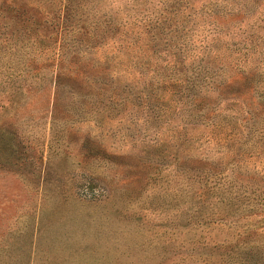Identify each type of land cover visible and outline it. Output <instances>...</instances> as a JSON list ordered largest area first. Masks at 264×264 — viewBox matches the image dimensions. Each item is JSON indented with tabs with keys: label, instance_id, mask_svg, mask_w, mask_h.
<instances>
[{
	"label": "rangeland",
	"instance_id": "374dc122",
	"mask_svg": "<svg viewBox=\"0 0 264 264\" xmlns=\"http://www.w3.org/2000/svg\"><path fill=\"white\" fill-rule=\"evenodd\" d=\"M63 1L0 0V264H264L230 247L264 217L221 202L232 170L264 178L259 93L208 124L189 102L210 49L252 53L264 91V0ZM71 54L89 67L52 64Z\"/></svg>",
	"mask_w": 264,
	"mask_h": 264
},
{
	"label": "trees",
	"instance_id": "16d2710c",
	"mask_svg": "<svg viewBox=\"0 0 264 264\" xmlns=\"http://www.w3.org/2000/svg\"><path fill=\"white\" fill-rule=\"evenodd\" d=\"M70 1L64 0L61 3L62 7L64 9L67 8ZM36 39H40L39 36ZM224 54V52L210 49L207 50L206 56L204 54L200 57L197 56L198 63L193 68V77H191L193 80L192 88L196 92H194L189 101L193 110V117L200 124L211 123L216 117L217 107L222 99H252L254 94L257 95L259 93V97L257 96L261 100L259 101V111H255V113L251 110L248 111L250 119L252 118L251 116H258L264 119V91L261 92L259 89V84L263 81V75L255 66L240 65L242 62L245 63L252 56V53H248L247 50L244 55L238 56L235 62L231 60L235 58L228 60V56ZM247 55L249 56L247 57ZM51 61L56 68L62 64H72L80 68L89 67L86 64L87 61L78 54H71L69 57L57 56ZM222 73H229V76L218 80L216 77ZM67 77L68 79H74V76ZM80 86L81 90H76L78 94V91L83 93L86 89L89 90L88 95L91 94L90 91L92 89L89 88L88 84L81 82ZM84 95L86 96L87 94ZM191 163L193 167L189 171V177L196 182L197 187L194 190L196 197L200 198L203 195L216 194L215 184L211 183V180L216 177H223V168L218 163L208 161L204 157H196L191 160ZM225 184L226 187L222 193L224 197H222L221 202L224 203L228 211L230 210L229 217H231L232 210L238 211L245 219L257 215L264 217L263 177L232 170L231 175L226 178ZM198 203H202V201H198ZM244 225L243 232L238 233L235 243L230 245L233 257H235L234 252L236 250L248 253L246 258L251 257L253 256V249L264 243V232L248 227V224Z\"/></svg>",
	"mask_w": 264,
	"mask_h": 264
}]
</instances>
